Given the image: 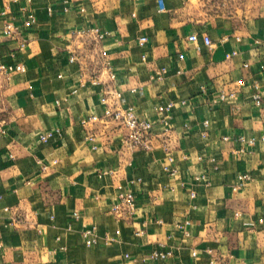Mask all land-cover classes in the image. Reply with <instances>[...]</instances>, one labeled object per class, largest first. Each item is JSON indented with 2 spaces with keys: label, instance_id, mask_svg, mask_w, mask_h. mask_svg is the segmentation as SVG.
Returning <instances> with one entry per match:
<instances>
[{
  "label": "crops",
  "instance_id": "obj_1",
  "mask_svg": "<svg viewBox=\"0 0 264 264\" xmlns=\"http://www.w3.org/2000/svg\"><path fill=\"white\" fill-rule=\"evenodd\" d=\"M159 1L0 0V65L25 68L0 73V264H264V0ZM107 88L153 123L149 149L81 124ZM126 191L136 210L119 218Z\"/></svg>",
  "mask_w": 264,
  "mask_h": 264
},
{
  "label": "built area",
  "instance_id": "obj_2",
  "mask_svg": "<svg viewBox=\"0 0 264 264\" xmlns=\"http://www.w3.org/2000/svg\"><path fill=\"white\" fill-rule=\"evenodd\" d=\"M164 10L163 2L159 1V11ZM34 17L28 16L27 20L24 22V26L29 28L34 23ZM17 32V28L14 26V24L10 21H5L2 25V34L6 37H13ZM92 33L96 34L97 40H102L104 38L103 34H100L97 30L92 29ZM83 32H80V34ZM189 42L197 43L198 42V36L196 34H192L188 38ZM139 45H143L146 42V38H140L138 40ZM202 42L205 46L211 48L212 42L208 36L202 37ZM236 55V52H232L230 55H227V59L231 58L232 56ZM75 58H71L70 61L74 62ZM247 65H245L246 67ZM14 72L24 73L25 68L22 65H0V73L4 75H9ZM113 77V76H112ZM238 85H243V81L239 80ZM102 104L105 106V109L103 111L102 117L97 116H91L88 120H83L81 124L83 126L89 124V123H96L99 121H105V122H116L119 124L120 127H122L125 130V136L123 137L122 143L123 146L127 149H149L150 148V142H151V136H152V130H153V123L146 119H140L138 118L133 110V107L126 106L125 100L123 99L120 92L116 91L113 88H107L103 92V97L101 99ZM255 103L257 105L261 104V96L260 94L256 93L255 96ZM171 104H167L165 106L159 107L158 112L161 114L159 123L163 127V132L167 133L171 129ZM3 132L2 125L0 123V133ZM58 133V131H51L44 135L40 136L41 142H47L50 140L53 136H55ZM86 139L88 141H93L94 137L92 135H87ZM241 141H244L243 138H240ZM264 141V138H262ZM248 144L253 145L254 140H248ZM166 172H170L168 168H165ZM251 180V176L248 173L242 174L238 176V183L236 186V189L239 190L240 188H243L249 181ZM111 212L116 215L119 218H129L131 217L135 210H136V200L135 196L132 192L126 191L121 192L117 196V201L115 204L111 207ZM258 226L264 227V217H260L257 220ZM95 231L96 229L94 227L86 229L84 232H82V237L85 240V244L87 246H92L96 243L95 241ZM116 235H119L120 232L116 231ZM1 248V245H0ZM209 254H212V251L209 250ZM193 256L196 255V253H192ZM172 256V252L170 250H161V249H154L149 254L150 260H167ZM126 258H128L127 255H125ZM145 261V260H143Z\"/></svg>",
  "mask_w": 264,
  "mask_h": 264
}]
</instances>
